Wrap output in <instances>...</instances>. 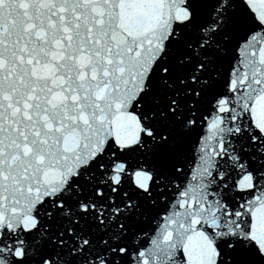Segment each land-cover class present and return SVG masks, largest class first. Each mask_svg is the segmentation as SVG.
<instances>
[{
	"label": "snow or ice",
	"instance_id": "snow-or-ice-1",
	"mask_svg": "<svg viewBox=\"0 0 264 264\" xmlns=\"http://www.w3.org/2000/svg\"><path fill=\"white\" fill-rule=\"evenodd\" d=\"M0 264H264V0H0Z\"/></svg>",
	"mask_w": 264,
	"mask_h": 264
}]
</instances>
